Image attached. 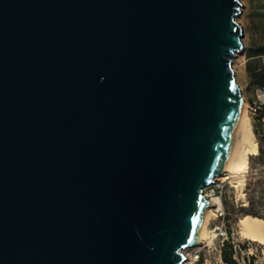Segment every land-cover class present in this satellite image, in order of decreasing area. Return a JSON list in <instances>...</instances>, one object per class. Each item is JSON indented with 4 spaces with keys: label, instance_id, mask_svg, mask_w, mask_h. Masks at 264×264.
Listing matches in <instances>:
<instances>
[{
    "label": "water",
    "instance_id": "obj_1",
    "mask_svg": "<svg viewBox=\"0 0 264 264\" xmlns=\"http://www.w3.org/2000/svg\"><path fill=\"white\" fill-rule=\"evenodd\" d=\"M240 0H0V264H183L242 97Z\"/></svg>",
    "mask_w": 264,
    "mask_h": 264
},
{
    "label": "rangeland",
    "instance_id": "obj_2",
    "mask_svg": "<svg viewBox=\"0 0 264 264\" xmlns=\"http://www.w3.org/2000/svg\"><path fill=\"white\" fill-rule=\"evenodd\" d=\"M240 3L236 21H240L244 49L236 53L231 62L240 95L249 107L259 153L249 157L250 168L243 192H237L233 183L225 181L222 189L213 195L221 200L225 212L224 226L222 232H215L217 236L211 247L203 243L188 249L193 257L195 254L199 256L194 264H227L221 256L224 245L227 254L233 251L235 264H264L261 240L251 242L241 238L237 232L238 220L244 215L264 219V0H240ZM220 224L221 220L214 217L210 230Z\"/></svg>",
    "mask_w": 264,
    "mask_h": 264
},
{
    "label": "bare ground",
    "instance_id": "obj_3",
    "mask_svg": "<svg viewBox=\"0 0 264 264\" xmlns=\"http://www.w3.org/2000/svg\"><path fill=\"white\" fill-rule=\"evenodd\" d=\"M238 22H240L239 19ZM243 47L242 49H244ZM242 49L237 53H240ZM251 121L249 107L247 103L243 101L232 131L228 152L219 173L214 179L215 182L230 181L233 183L237 192H243L246 187V174L250 168L249 157L256 156L259 153V147ZM207 187L208 186L203 189V196L207 201V205L205 206L200 221L194 246H200L205 243L206 246L211 247L217 236L215 231L210 230L209 226L211 220L214 218L212 208L220 206V200L218 197L212 196ZM240 195H242V193ZM237 229L241 238L248 239L251 242H258V239H260L261 242L259 243L264 244V219L251 215H244L238 220ZM188 249L189 248L182 251L184 256H188Z\"/></svg>",
    "mask_w": 264,
    "mask_h": 264
},
{
    "label": "built area",
    "instance_id": "obj_4",
    "mask_svg": "<svg viewBox=\"0 0 264 264\" xmlns=\"http://www.w3.org/2000/svg\"><path fill=\"white\" fill-rule=\"evenodd\" d=\"M222 183L221 181H214L213 183L209 184L207 189L208 191L211 193V195L213 196L215 194L216 191H218L219 189H222ZM220 200V198H219ZM213 215L215 217V219H220L221 220V224L216 226L215 229L213 231H220L222 232V228L224 226V217H225V212L223 210V207L221 205V200H220V206L214 207L213 209ZM226 232V231H224ZM192 255V253L189 252L188 256H185V260L183 264H194L196 261H198V255L195 254L194 257Z\"/></svg>",
    "mask_w": 264,
    "mask_h": 264
},
{
    "label": "trees",
    "instance_id": "obj_5",
    "mask_svg": "<svg viewBox=\"0 0 264 264\" xmlns=\"http://www.w3.org/2000/svg\"><path fill=\"white\" fill-rule=\"evenodd\" d=\"M232 255H233V251L230 250V252L227 254L225 251V245H224V249L222 250V260L224 262H226L227 264H235V261L232 259Z\"/></svg>",
    "mask_w": 264,
    "mask_h": 264
}]
</instances>
